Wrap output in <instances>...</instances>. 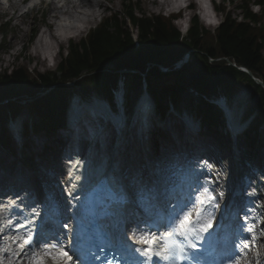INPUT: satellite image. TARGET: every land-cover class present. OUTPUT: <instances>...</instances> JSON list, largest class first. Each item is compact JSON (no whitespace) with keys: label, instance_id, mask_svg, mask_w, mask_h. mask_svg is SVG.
Listing matches in <instances>:
<instances>
[{"label":"trees","instance_id":"1","mask_svg":"<svg viewBox=\"0 0 264 264\" xmlns=\"http://www.w3.org/2000/svg\"><path fill=\"white\" fill-rule=\"evenodd\" d=\"M256 3L261 15L246 4L240 7L242 21L227 13L223 23L211 32L195 18L187 35L182 36L173 23L176 16L147 15L140 1L124 0L120 13H111L84 39L71 43L55 72L35 73L26 66L0 72V142H8L4 124L24 108L38 120L33 129L54 130L64 123L72 95L80 93L88 99L97 93L111 99V90L123 78L130 86L144 81L150 91L160 82L161 100L176 105L186 90L208 98L232 96L242 87L251 89L259 98L255 107L259 115L249 135L250 146L256 147L260 127L264 134V88L253 79L264 84V0ZM221 10L224 13L225 7ZM129 26L137 32L136 39ZM8 32L9 24L0 27L3 40ZM35 35L33 30L30 43ZM186 56L187 63L176 68ZM202 104L203 109L196 113L211 125H218L217 113L203 100Z\"/></svg>","mask_w":264,"mask_h":264},{"label":"bare ground","instance_id":"2","mask_svg":"<svg viewBox=\"0 0 264 264\" xmlns=\"http://www.w3.org/2000/svg\"><path fill=\"white\" fill-rule=\"evenodd\" d=\"M24 1L25 0H8L10 4L9 9L16 10L20 4L24 3ZM146 1L152 2L154 5L156 4L158 10L168 9L170 17H173L175 5L181 2V0ZM173 4L174 7L172 6ZM2 5L3 4L0 3V12H2V15L11 16L9 11H5V8H3ZM40 6L44 7L43 20L45 21L46 19V26H48L50 31L47 35L48 37L45 33H41L34 41L33 52L38 58H41V55L43 54L44 56H48L52 53L55 47L60 48L65 42L82 35L85 30H80L76 23L86 22V19L96 18V15L94 14L96 8L100 9L103 7L101 2L96 0H78V4L75 0H42ZM86 8L88 11H91L90 14L80 12V10ZM11 17L13 18V15ZM63 21H69L70 24L68 23L65 26H61ZM56 25L60 27L56 29ZM88 26H90V24H88ZM17 32L22 34L23 31L18 29ZM46 61L47 57H44L42 62L43 65ZM125 85L126 89H124V93H128V90L129 88L131 89V87L130 85ZM145 89L148 90L149 88L146 87ZM195 96L202 99L199 95ZM90 104L94 103L91 102ZM73 107H75V109L77 108L76 106ZM93 107L95 110L91 111H95L98 115L93 121L89 118L88 113L81 115V122H86L87 124L83 125L80 131H86L89 128H96V121L101 120L100 117L102 118V122L103 120H106V117H109L105 114L106 110L95 106ZM78 116L79 114L75 115V117ZM148 121L147 140H145L143 136L140 138L141 134L138 135L133 127L130 128V118L123 121V125L126 126V131H124L122 135H119L121 144H119L116 149V162L118 163L119 170H121L124 175L130 179L136 180L133 184H138L140 180L147 183L151 179H154L155 176L149 174L148 171L151 168L153 170L156 169L158 167L157 162L160 160H162L161 163L168 164L173 159L182 158L180 154L183 153L195 152L196 154H200L216 151V139L211 137L203 126L200 128V133L189 135L186 132L184 120L181 119V116L178 114L169 115L167 118L158 121L157 125H155L156 123L153 121V110H151L148 116ZM73 127L76 128V126ZM69 131H72V129H69ZM102 134H106V132H103ZM12 135L15 143L17 137L20 139L21 146H18V152L16 154L0 149V192L7 191L8 187H15L19 183L18 185L22 188L30 191L34 190L38 192L39 196H43L44 190L41 184L48 180L45 177L51 175L49 170L53 164L52 161H49L51 158L48 157L49 154H47V150L44 149L50 146L58 147L60 150L69 149L71 145L70 142L74 139L72 132H68L67 134L55 132L53 134L52 137L57 138L54 141L61 142L63 144L62 146L59 144H51L50 142L52 138L44 136V133H41L40 131L37 132L36 137L38 139L30 140L29 147L28 142L25 140V137L19 129L13 130ZM82 136L85 139L90 138L88 133L83 132ZM116 137L117 134L113 133L109 142H106V144H108V152L112 153L113 149L116 148ZM91 146L97 149V146L92 143ZM233 147L234 151L227 152V157L232 161L230 168H233L235 165H240L238 162H240L242 154L245 151L244 142L239 138H237L235 146ZM48 151H50V148H48ZM29 154L32 159L36 158L34 162L28 163L26 161ZM261 158L262 173H264V155L261 156ZM230 168L228 169L230 170ZM164 180L166 182L168 179L164 178ZM22 191L25 192L24 190ZM7 194H9V192H7ZM132 215L140 216V214L135 213ZM131 217L132 216H129L130 220ZM21 261H23L24 264H28L27 260H17L14 262L15 264H19Z\"/></svg>","mask_w":264,"mask_h":264},{"label":"rangeland","instance_id":"3","mask_svg":"<svg viewBox=\"0 0 264 264\" xmlns=\"http://www.w3.org/2000/svg\"><path fill=\"white\" fill-rule=\"evenodd\" d=\"M34 0H29L28 2H33ZM100 1L103 5L102 8L98 9L96 8V11L94 14L96 15V18L92 19H86V22H78L76 23L80 30H85L84 33L77 38H72L68 42H65L60 48L55 47V49L52 51L51 54L48 56L41 55V58H38L34 52V41L36 37L41 34L45 33L47 36L49 34V28L46 26V19L43 20L44 17V7L38 5L33 11H30L28 14H25L27 11V5H25V2L23 4H20V6L17 7L16 10L9 9L7 5H5L3 8H5V11H9V15H2V12H0V26L4 24H9V32L7 33L6 39L3 40V34L0 33V46H4L3 49L0 48V72L3 73L5 71H12L14 68L18 66H26L31 72H37V73H46L48 71L55 72L58 68V65L61 63V61L67 56L69 47L71 43H78L82 39H84L88 34V29H94L97 27L105 18L110 16L111 13H120L124 9V0H96ZM133 1H140L142 12L147 15H156V16H163L165 18H169V12L168 9L165 10H158L157 5L153 4L152 2H148L146 0H133ZM260 0H226L224 3L225 11L223 14H218V20L223 21L224 16L227 13H230L231 16L237 20L242 21L244 12L240 9L241 6H246L248 4L250 6L251 11L257 15H261L262 12L259 11L258 7L256 6V2H259ZM36 3L39 2V0L35 1ZM75 2L78 4V0H75ZM180 4H176L175 7H180ZM174 7V4L172 5ZM171 6V7H172ZM171 9V8H170ZM80 12H86L89 13L91 11H88L87 8L80 10ZM24 13V14H23ZM93 14V13H92ZM25 15V16H23ZM46 15V14H45ZM46 17V16H45ZM200 21V20H199ZM70 24V22H69ZM90 24V26H88ZM183 22H175L174 25L176 28L181 32L184 31L182 28ZM200 24L210 30L211 32H214L217 28L216 26H205L201 21ZM45 26L47 29H44ZM56 25V29H58ZM263 27H264V17H263ZM18 29H21L23 32L22 34H19L17 31ZM129 29L132 33V36L134 39H136L137 32L133 29V27L129 26ZM36 31V35L34 37V40L30 43L29 39L32 35V31ZM48 37V36H47ZM46 41V39H45ZM44 57H47L46 63L43 65V59ZM162 84L160 82H157L154 84V87L152 90H147V92L150 93L151 97L154 99L156 98L158 103L161 104L162 109L165 111V116L163 119L167 118L169 115L172 114H180L182 115L184 112H190L191 111H198L200 109H203L202 100L199 97H196L195 95H198L196 92L192 90H186L182 92L179 103L172 104L168 100H161V87ZM128 90V96L129 99L134 101L137 97H139L144 92V85L142 84H134L130 86ZM248 89V90H247ZM244 90L246 91L247 95L249 96L251 94V89L247 87H242L238 91ZM237 91V92H238ZM74 95H78L84 102L85 101H93L95 98L97 99H103L104 96H101L99 94H94L90 98L83 97L80 93H75ZM72 95V96H74ZM155 96V97H153ZM252 97V96H251ZM155 99V100H156ZM259 101V98L257 96H253L248 103L247 109L251 108L252 110L255 109ZM25 106V105H24ZM251 110V111H252ZM21 113L23 114L22 117L25 122L34 124L38 122V120L32 116L29 115V109L24 108ZM257 113H253L254 116H256ZM158 118V116H157ZM159 120V118L157 119ZM160 121V120H159ZM2 130L1 121H0V131ZM56 132V130L54 131ZM261 145H264V135L261 132ZM248 147V144H246ZM248 150V149H247ZM261 151H264V147ZM258 167V163L256 164ZM245 179V178H243ZM256 184V183H255ZM47 181L43 182V186L47 188ZM260 194V190L256 191ZM255 204H259V215L257 219V239L254 241V250L251 252L243 261L242 264H264V200L263 201H256ZM21 264V262L19 263ZM24 264V262H23Z\"/></svg>","mask_w":264,"mask_h":264},{"label":"snow or ice","instance_id":"4","mask_svg":"<svg viewBox=\"0 0 264 264\" xmlns=\"http://www.w3.org/2000/svg\"><path fill=\"white\" fill-rule=\"evenodd\" d=\"M115 193L112 203L114 206H122L127 203L126 195L113 187ZM217 198L212 191L205 188L201 196L192 203L182 208L179 213L166 222L159 225L162 229L159 232H141L140 239L135 242L141 247L134 248L144 257L143 264H151L153 257L165 262L178 261L179 264H200V244L210 235L216 221V211L219 209ZM195 208L197 211L193 212ZM196 216L201 217L200 220ZM244 227L242 232L249 234L248 238L240 237L235 244L237 254L230 257V264H242V257L245 249L251 247L252 241L258 237L255 235V227H248L249 217H243ZM20 227L28 228L27 225ZM64 228L68 225L63 224ZM41 239L36 240L35 234L28 229L26 234L13 237L18 244V250L13 252L18 259L21 254L27 257L28 264H74L72 256L66 251V246L60 240L53 236L51 239H43L45 235L41 230ZM137 233H133L132 239H135ZM7 250V249H6ZM5 258H0V264H4ZM9 264H15L9 260ZM23 264V261H21Z\"/></svg>","mask_w":264,"mask_h":264},{"label":"water","instance_id":"5","mask_svg":"<svg viewBox=\"0 0 264 264\" xmlns=\"http://www.w3.org/2000/svg\"><path fill=\"white\" fill-rule=\"evenodd\" d=\"M161 70H162V69H161ZM247 72H248V71H247ZM248 74H249L250 76H252L250 72H248ZM253 79L255 80V82H256L258 85H260L261 87L264 88V84H263L260 80H257V79H255V78H253Z\"/></svg>","mask_w":264,"mask_h":264}]
</instances>
